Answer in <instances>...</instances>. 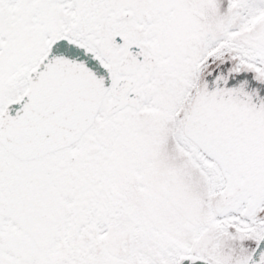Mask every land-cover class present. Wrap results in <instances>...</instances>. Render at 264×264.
I'll return each instance as SVG.
<instances>
[{
  "label": "snow or ice",
  "instance_id": "1",
  "mask_svg": "<svg viewBox=\"0 0 264 264\" xmlns=\"http://www.w3.org/2000/svg\"><path fill=\"white\" fill-rule=\"evenodd\" d=\"M0 264H264V0H0Z\"/></svg>",
  "mask_w": 264,
  "mask_h": 264
}]
</instances>
